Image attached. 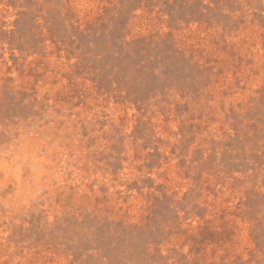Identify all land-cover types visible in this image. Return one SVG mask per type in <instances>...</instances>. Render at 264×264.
I'll list each match as a JSON object with an SVG mask.
<instances>
[{
  "label": "rangeland",
  "instance_id": "rangeland-1",
  "mask_svg": "<svg viewBox=\"0 0 264 264\" xmlns=\"http://www.w3.org/2000/svg\"><path fill=\"white\" fill-rule=\"evenodd\" d=\"M0 264H264V0H0Z\"/></svg>",
  "mask_w": 264,
  "mask_h": 264
}]
</instances>
